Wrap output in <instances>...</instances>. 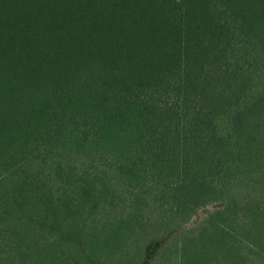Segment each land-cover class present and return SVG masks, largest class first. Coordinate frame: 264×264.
I'll return each instance as SVG.
<instances>
[{
  "label": "trees",
  "instance_id": "1",
  "mask_svg": "<svg viewBox=\"0 0 264 264\" xmlns=\"http://www.w3.org/2000/svg\"><path fill=\"white\" fill-rule=\"evenodd\" d=\"M154 242L264 264V0H0V264Z\"/></svg>",
  "mask_w": 264,
  "mask_h": 264
},
{
  "label": "rangeland",
  "instance_id": "2",
  "mask_svg": "<svg viewBox=\"0 0 264 264\" xmlns=\"http://www.w3.org/2000/svg\"><path fill=\"white\" fill-rule=\"evenodd\" d=\"M200 219V218H199ZM158 242H154L152 245H150L148 248H147V251H146V254H145V260H144V263L145 264H149L153 258L155 257V248H156V245H157Z\"/></svg>",
  "mask_w": 264,
  "mask_h": 264
}]
</instances>
